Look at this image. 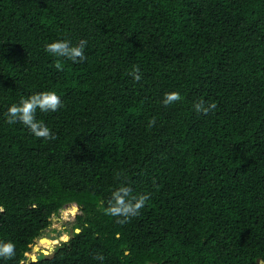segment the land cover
I'll return each mask as SVG.
<instances>
[{"label":"trees","instance_id":"16d2710c","mask_svg":"<svg viewBox=\"0 0 264 264\" xmlns=\"http://www.w3.org/2000/svg\"><path fill=\"white\" fill-rule=\"evenodd\" d=\"M57 40L86 59L47 53ZM49 90L62 107L36 119L57 139L6 123ZM125 181L150 199L119 223L104 208ZM73 205L71 239L25 259ZM0 207V264H261L264 0H0Z\"/></svg>","mask_w":264,"mask_h":264},{"label":"clouds","instance_id":"9594fccd","mask_svg":"<svg viewBox=\"0 0 264 264\" xmlns=\"http://www.w3.org/2000/svg\"><path fill=\"white\" fill-rule=\"evenodd\" d=\"M86 45V40H81L76 45L71 44L68 40H57L46 44L45 51L54 57L65 58L74 63L82 62L86 59L84 55ZM56 67L59 69L61 66L57 63ZM129 74L135 82H139L142 79L139 66H133V69ZM181 99L182 97L178 91L166 93L163 99V104L168 106L179 102ZM61 107V98L54 90L33 94L27 98L22 97L18 104L14 103L7 109L6 123L9 125L17 122L22 123L37 139H43L45 141L55 140L57 139V136L52 133V130L43 121L36 119V113L37 110L40 112H55ZM193 108L197 113L207 115L209 112H212L217 108V104L215 102H205V100L201 98L193 103ZM155 123L156 120L155 117H153L149 121L148 127H154ZM123 175L124 173H118V179ZM149 199L150 194L134 193L132 187L125 181L112 191L111 197L107 202V207L104 208V212L106 215L112 217H122L123 219L118 220V222L124 223L128 219L139 215ZM73 207L75 208V205H73ZM2 211L3 208L0 207V212ZM44 235L36 241L40 242V240L44 238ZM62 244H60L59 247ZM38 248L41 250L39 249L40 251L37 252V255L41 253L43 247L40 246ZM53 251L55 250H52L50 255H52ZM15 254V244L13 242H0V258L12 259L15 257ZM95 258L101 261L104 259V257L100 255H97ZM25 259H27V255ZM29 261L31 262V258Z\"/></svg>","mask_w":264,"mask_h":264},{"label":"rangeland","instance_id":"374dc122","mask_svg":"<svg viewBox=\"0 0 264 264\" xmlns=\"http://www.w3.org/2000/svg\"><path fill=\"white\" fill-rule=\"evenodd\" d=\"M72 214H74V215H72ZM78 214H79V211H77L76 208H74L73 206H69V207L63 209L59 215L55 216L52 219V225H51L50 229L44 235V237L47 238L44 240V242L47 241L46 242L47 246H48V244H50V246H51L50 249L56 250L57 247H59L60 243L66 238V236H71L72 225L75 223V220H76L75 216ZM59 233H60V235H59ZM48 235H51L50 236L51 237L50 238L51 243H49V236ZM53 236L56 238H53ZM54 244L56 245V247H54V249H53ZM44 245H45V243H44ZM37 246L40 247L41 242H36L32 246V250L27 254V258L30 259L32 257V255H37V252L39 250V248Z\"/></svg>","mask_w":264,"mask_h":264},{"label":"water","instance_id":"95a60500","mask_svg":"<svg viewBox=\"0 0 264 264\" xmlns=\"http://www.w3.org/2000/svg\"><path fill=\"white\" fill-rule=\"evenodd\" d=\"M75 208L77 209V211H79V207H78V206L75 205ZM80 231H81L80 229H77V230H76L77 233L80 232ZM59 235H60V233H59ZM48 236L50 237L51 235H48ZM53 238H56V237L53 236ZM45 239H47V238L44 237V238H42L40 241L45 240ZM70 239H71V236H66L64 242H68ZM39 249H40V248H39ZM38 251H40V250H38ZM51 251H52V250L42 249L41 253L38 254L37 256L32 255V257H31V262H37V261H39V259L41 258L42 254H44V255H46V256H47V255H50ZM28 264H29V263H28ZM261 264H264V261H261Z\"/></svg>","mask_w":264,"mask_h":264},{"label":"flooded vegetation","instance_id":"af4514ba","mask_svg":"<svg viewBox=\"0 0 264 264\" xmlns=\"http://www.w3.org/2000/svg\"><path fill=\"white\" fill-rule=\"evenodd\" d=\"M41 242V247H43V249H47V250H52V249H50L51 248V246H50V244H48V246L46 245V242H44V240H42V241H40ZM61 242V241H60ZM63 242V241H62ZM44 243H45V245H44ZM49 243H51V240L49 241ZM56 245L54 244L53 245V248L55 247Z\"/></svg>","mask_w":264,"mask_h":264},{"label":"bare ground","instance_id":"6f19581e","mask_svg":"<svg viewBox=\"0 0 264 264\" xmlns=\"http://www.w3.org/2000/svg\"><path fill=\"white\" fill-rule=\"evenodd\" d=\"M50 238H51V237H49V241H50ZM64 240H65V239H64ZM64 240H63V241H64Z\"/></svg>","mask_w":264,"mask_h":264}]
</instances>
